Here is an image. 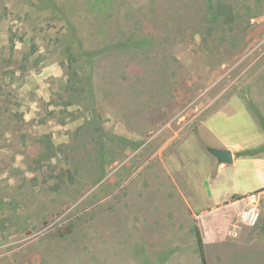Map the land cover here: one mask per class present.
I'll return each instance as SVG.
<instances>
[{"label":"rangeland","instance_id":"obj_1","mask_svg":"<svg viewBox=\"0 0 264 264\" xmlns=\"http://www.w3.org/2000/svg\"><path fill=\"white\" fill-rule=\"evenodd\" d=\"M229 99L264 127V0H0V264H149L155 168L195 195Z\"/></svg>","mask_w":264,"mask_h":264},{"label":"crops","instance_id":"obj_2","mask_svg":"<svg viewBox=\"0 0 264 264\" xmlns=\"http://www.w3.org/2000/svg\"><path fill=\"white\" fill-rule=\"evenodd\" d=\"M257 103L264 111V100ZM220 111H224L223 119H216ZM237 111L249 118L248 123L234 121ZM253 112L245 101L229 99L202 122L206 127L203 136L208 148L229 149L233 160L220 162L211 154L214 171L207 176L205 184L197 183L195 195L166 173L168 167L163 166L165 171L162 166H156L158 176L164 179L157 178L148 186L160 188L157 193L166 205L159 213L148 209L144 212L148 216L142 212L136 214L139 224L136 233L144 234L149 264H180V260L190 264L188 243L192 244L191 264H203L197 232L205 264H209L207 253L211 250L213 264H264L263 223L256 227L233 223L247 202L232 196H244L264 187V127L261 121L254 120ZM246 125V129L237 132L240 126L245 128ZM259 194L264 200V190ZM150 204L147 205L155 206ZM168 211L172 214L170 218L166 214L165 217L159 215ZM157 218L161 222L158 223ZM142 223L147 224L146 227H142ZM229 228L235 229L237 235H228Z\"/></svg>","mask_w":264,"mask_h":264},{"label":"built area","instance_id":"obj_3","mask_svg":"<svg viewBox=\"0 0 264 264\" xmlns=\"http://www.w3.org/2000/svg\"><path fill=\"white\" fill-rule=\"evenodd\" d=\"M259 193L251 192L247 195H244L241 199L246 201L245 207L238 214V221L247 225V226H256L259 223L261 218V211L258 205L257 196ZM227 234L231 236H236L237 231L233 228L227 230Z\"/></svg>","mask_w":264,"mask_h":264},{"label":"water","instance_id":"obj_4","mask_svg":"<svg viewBox=\"0 0 264 264\" xmlns=\"http://www.w3.org/2000/svg\"><path fill=\"white\" fill-rule=\"evenodd\" d=\"M208 151L213 154L214 156H216V158L220 161V162H232L233 160V156H232V152L229 149L223 148V149H218V148H208Z\"/></svg>","mask_w":264,"mask_h":264},{"label":"trees","instance_id":"obj_5","mask_svg":"<svg viewBox=\"0 0 264 264\" xmlns=\"http://www.w3.org/2000/svg\"><path fill=\"white\" fill-rule=\"evenodd\" d=\"M264 190V187H261L255 191H253L254 193H259L261 191ZM242 197L244 196H239V195H236V196H232L233 199H241ZM197 241H198V247H199V253H200V257H201V260L203 262V264H205V259H204V253H203V250H202V246H201V240H200V237H199V233L197 232Z\"/></svg>","mask_w":264,"mask_h":264}]
</instances>
